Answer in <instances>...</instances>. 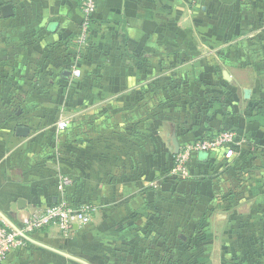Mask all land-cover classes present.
<instances>
[{"label":"crops","instance_id":"0c3cea01","mask_svg":"<svg viewBox=\"0 0 264 264\" xmlns=\"http://www.w3.org/2000/svg\"><path fill=\"white\" fill-rule=\"evenodd\" d=\"M96 3L80 47L76 0H0L14 11L0 17V216L22 227L62 201L88 206L92 216L71 236L57 225L35 231L5 264H264V145L249 151L256 157L231 161L223 152L197 154L188 179L172 174L173 130L181 144L223 129L244 137L258 126L264 142V114L247 111L256 89L264 103V61L245 66L257 74L251 79L220 69L242 3ZM44 74L63 83L45 87ZM195 76L209 78L215 98L184 118L181 96L171 103L170 93L192 89L189 100L200 98V86L186 82ZM50 86L64 87L63 100L41 97ZM60 106L64 118L47 114ZM61 121L71 122L64 132ZM19 201L23 209L13 211Z\"/></svg>","mask_w":264,"mask_h":264},{"label":"built area","instance_id":"2783aa9c","mask_svg":"<svg viewBox=\"0 0 264 264\" xmlns=\"http://www.w3.org/2000/svg\"><path fill=\"white\" fill-rule=\"evenodd\" d=\"M83 14V21L80 25L77 44L86 46L90 39L93 19L97 13L96 0H76ZM75 77L81 76L79 67L73 69ZM71 122L61 121L58 124V131H66ZM243 141V136L230 129H223L210 134L202 135L196 140L185 139L180 144V151L176 155L173 176L176 179H188L190 174L189 164L194 155L214 154L223 152L225 161H231L237 153L236 148ZM71 183L69 179L63 180V185ZM92 216L88 206L79 208L72 206L66 201L57 205L47 207L44 211L34 214L26 220L22 227H15L7 219L0 216V264H5L9 255L16 249L25 247L27 240L35 231L57 225L65 237L71 236L75 224L87 225L91 222Z\"/></svg>","mask_w":264,"mask_h":264},{"label":"rangeland","instance_id":"374dc122","mask_svg":"<svg viewBox=\"0 0 264 264\" xmlns=\"http://www.w3.org/2000/svg\"><path fill=\"white\" fill-rule=\"evenodd\" d=\"M243 5V20L239 27L236 28L235 32V39L232 44H229L227 51L231 52L228 54V63H223L222 67L220 66V69L226 70V68H229V70H232L233 74L237 78V80L240 79H251L253 76H257L256 73H254L252 70L246 69V65H252L256 68V64L258 62L264 61V0H239ZM249 71V72H248ZM220 73V72H219ZM207 75V74H205ZM60 75H56L55 79L53 76L44 74V76L39 77L40 82H43L47 84L45 87L49 86V82L51 81H58L59 84H62ZM218 76H222L221 74H218ZM204 77V78H202ZM194 80V81H193ZM209 78L207 76H199L194 77L193 79L186 80L187 83H195L197 87L200 86V90H198V94L200 98H197V100H189L188 97H191L193 99L194 94L196 93V90L188 89L184 92H180V95H175L173 93H176L175 90H171L170 93V100L171 103L174 101L173 98L177 96H181V102H183V106L179 107L183 110V116L184 118H192L193 114L196 110H198L200 106V101L207 100V99H213L215 98V93L211 90L209 83ZM198 83V84H197ZM28 85V84H27ZM60 88H54L50 86L48 89H43V94H41V97L45 100L47 98H57L58 100H63L62 98L65 97V91L64 87L63 89ZM28 89V88H26ZM32 92L30 89L26 90ZM259 90H255V98H254V104L250 109L249 113H251L252 116L257 117L259 111L264 110V103L259 101L257 92ZM181 93L185 96L182 97ZM175 95V96H174ZM173 99V100H172ZM179 101V102H180ZM64 105V104H63ZM172 105V104H171ZM173 107H177L172 105ZM25 110L29 109V107H24ZM58 110H46L48 115H54L57 114L59 116L62 115L64 118V106L58 107ZM21 109V108H20ZM245 110V108L243 107ZM62 110V111H61ZM62 112V114H61ZM255 131L249 133L247 136L243 137V141L240 142L238 145L239 147L236 148L237 153L236 157L241 158L242 156L245 158L250 157H256L257 156V147L264 145V142L260 140L257 137V130L258 126H255ZM238 133V132H237ZM239 134V133H238ZM187 140V139H186ZM244 149V153L243 152ZM249 151H256L255 154H252ZM236 189L240 190L241 186H236ZM257 261V260H255Z\"/></svg>","mask_w":264,"mask_h":264},{"label":"water","instance_id":"95a60500","mask_svg":"<svg viewBox=\"0 0 264 264\" xmlns=\"http://www.w3.org/2000/svg\"><path fill=\"white\" fill-rule=\"evenodd\" d=\"M221 1H222L223 4L230 5L235 0H221ZM13 15H14V11H13L12 5H6V6H4V7H2L0 9V17L9 18V17H12ZM51 29H53V27ZM70 76H71L70 72H65L63 74V77L66 78V79L69 78ZM224 76H225V78L228 81L231 80V78H230V76H229V74L227 72H224ZM28 134H29V128H27V127H18L17 135L19 137H27ZM171 143H172V146H173V149H174V153H175V155H177L179 153V151H180V142H179V139L177 137V134H176L175 130H173L172 135H171ZM163 188L165 190H167V189L170 188V185L169 184L168 185L165 184V185H163ZM22 205H23V201H19L16 206H14V205L12 206V210L13 211H17L19 209H23Z\"/></svg>","mask_w":264,"mask_h":264},{"label":"trees","instance_id":"16d2710c","mask_svg":"<svg viewBox=\"0 0 264 264\" xmlns=\"http://www.w3.org/2000/svg\"><path fill=\"white\" fill-rule=\"evenodd\" d=\"M263 114H264L263 110L259 111V113H258V115H263Z\"/></svg>","mask_w":264,"mask_h":264}]
</instances>
